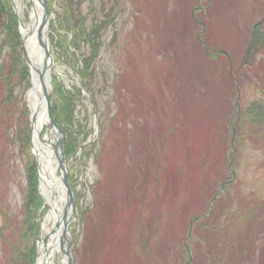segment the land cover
Wrapping results in <instances>:
<instances>
[{
	"label": "rangeland",
	"instance_id": "374dc122",
	"mask_svg": "<svg viewBox=\"0 0 264 264\" xmlns=\"http://www.w3.org/2000/svg\"><path fill=\"white\" fill-rule=\"evenodd\" d=\"M43 2L50 150L73 197L56 263L264 264V123L241 116L264 103V47L244 58L264 0ZM0 3V264H36L50 206L28 96L45 80Z\"/></svg>",
	"mask_w": 264,
	"mask_h": 264
},
{
	"label": "bare ground",
	"instance_id": "6f19581e",
	"mask_svg": "<svg viewBox=\"0 0 264 264\" xmlns=\"http://www.w3.org/2000/svg\"><path fill=\"white\" fill-rule=\"evenodd\" d=\"M31 9L29 11L30 20L29 23L25 22V17L23 15L25 9V1L24 0H14V7L17 14L21 18V30L23 36H26L28 30H32L33 33H29V38L25 39V46L27 50V55L32 63V66L37 68L38 70L46 68L48 62L43 59V47L39 43L38 38L34 37V32L38 23L41 21V9L39 7V2L37 0H30ZM47 69V68H46ZM47 71V70H46ZM48 72V71H47ZM45 72L44 75V85L41 86L38 82L39 80L36 78V75L33 74V88L29 93L28 102L32 109V124H33V143L34 150L37 152L40 160V182L41 187L44 190L46 203L50 206V210L48 215L45 218V228H43V234H50L51 230L58 223L59 228L56 232L51 233L47 242H43L42 240L38 241V257L36 260V264H59L56 263V254L58 251L64 252L65 249V239H63V243H59L58 238L62 234L63 229L67 230L68 227H64V223H69L72 217V209L68 205V198L65 193V189H63L61 183L57 176L54 173V161L56 160L55 155H53L52 146L57 148V133L53 126L51 125L50 119L48 117V113L45 106L43 93L45 90L49 89V73ZM47 127L46 138L38 137V133L42 131L44 127ZM53 135V139L51 135ZM48 136V137H47ZM49 149V151L45 150ZM44 158V159H43ZM45 158L47 160H45ZM55 159V160H54ZM57 163V161H55ZM64 164V163H63ZM58 163V169H63ZM57 192V193H56ZM62 247V248H61ZM60 264H65V259L61 261Z\"/></svg>",
	"mask_w": 264,
	"mask_h": 264
},
{
	"label": "trees",
	"instance_id": "16d2710c",
	"mask_svg": "<svg viewBox=\"0 0 264 264\" xmlns=\"http://www.w3.org/2000/svg\"><path fill=\"white\" fill-rule=\"evenodd\" d=\"M2 13H3V6L0 3V14H2ZM263 24L264 23H262V22L260 23V21H257L256 23H254V25L251 28L247 47L244 51V55H245L244 58L246 60L245 63L249 64L250 61H252L254 55L256 53H258L259 50H262L264 47V32L262 30ZM15 31H16V27H14V32ZM18 37H19V35H18ZM260 101L264 102V99L262 98V100H260ZM257 113H259V114H257ZM259 115H261L260 121L257 118V116H259ZM241 116H242V118H248V120L253 119V121H255V122L264 123V103H259L257 100H253L252 102H250L249 104L246 105L245 110L243 111ZM236 121H238V119H236ZM261 132H263V131H261ZM37 199L39 202H41L40 196L37 197Z\"/></svg>",
	"mask_w": 264,
	"mask_h": 264
},
{
	"label": "water",
	"instance_id": "95a60500",
	"mask_svg": "<svg viewBox=\"0 0 264 264\" xmlns=\"http://www.w3.org/2000/svg\"><path fill=\"white\" fill-rule=\"evenodd\" d=\"M37 1H39V3H40V6H41V21L38 23V26L36 27V28H34L35 29V36H36V38H38V40H39V43L41 44V46L42 47H44V49H46V50H44V55H46L47 56V46L45 47V44H44V42H42V37L45 35L44 34V30H45V24H46V16H47V10H46V8H45V5H44V2H43V0H37ZM20 23H22V22H20ZM20 27H21V25H20ZM20 32H21V34H22V39H23V44H25V39H26V37H28L29 38V36H30V34L31 33H33V31L30 29V30H28V32H27V34H26V36H23V33H22V30H21V28H20ZM30 33V34H29ZM24 54H25V60L27 61V63H28V65L30 66V69L32 68V72H33V70L35 71L36 70V72L38 73V77H39V79L41 80V81H44V75H45V72H46V68H45V66H44V69H42V70H38L37 68H35V67H33L32 66V63H30V60H29V58H28V55H27V50H26V46L24 45ZM46 56L44 57L45 59H46ZM42 84H44V83H42ZM45 100L47 101V93H45ZM46 110H47V113H48V106H46ZM55 149H56V147H55ZM60 165H62V161H60ZM65 175V172H64V174H63V176L62 177H65L64 176ZM65 180V179H64ZM67 198H68V205L71 207L72 206V202H73V197H72V192H71V189H70V187L67 185ZM72 208V207H71ZM72 213H73V210H72ZM64 225L65 226H67V223L65 222L64 223ZM59 228V224L57 223L55 226H54V228L51 230V232H50V234L51 233H54V232H56V230ZM64 230L62 231V234H61V243H63V236H64ZM50 234H47V235H45L43 238H40V237H37V239L38 240H40V239H42V241H44V242H46L47 241V239L49 238V236H50ZM62 248V247H61ZM65 254L66 255H68L69 256V251L66 249L65 251ZM70 262H68L67 264H69Z\"/></svg>",
	"mask_w": 264,
	"mask_h": 264
}]
</instances>
